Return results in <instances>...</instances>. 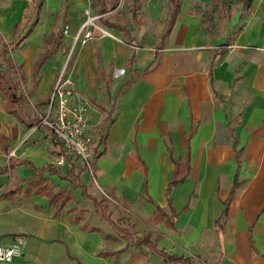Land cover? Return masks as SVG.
<instances>
[{"label": "crops", "instance_id": "crops-1", "mask_svg": "<svg viewBox=\"0 0 264 264\" xmlns=\"http://www.w3.org/2000/svg\"><path fill=\"white\" fill-rule=\"evenodd\" d=\"M228 2L182 0L162 49L158 45L170 9L155 49H142L129 26L140 46L134 67L142 73L117 100L120 88L132 78L127 65L134 47L125 35L108 28L127 40L119 45L118 39H107L119 73L124 72L121 80H109L92 45L78 51L70 77L95 98L88 109L95 161L93 174L87 170L80 178L71 177L86 186L91 198L60 176L47 174L46 184L54 193L73 194L59 215L49 197L35 194L34 189L29 195L0 199V245L22 249L10 264H165L148 249L130 246L108 220L99 217L94 200L102 199L109 201L112 219L126 218L123 227L131 232L140 237L152 233L153 239L162 235L157 246L168 254L191 258L194 264H264V0H253L248 7L236 0L231 16ZM50 76L49 86L55 77ZM105 95L111 98L110 105H104ZM109 113L112 122L105 126L101 142L100 125ZM16 122L14 157L29 163L15 167L12 176H0V194L9 186L27 190L28 183L37 179L35 167L58 166L62 151L71 157L76 173L85 166L62 149L46 126L38 127L48 131L46 137L39 140L37 130L29 139L32 146L22 144L29 128ZM169 147L182 163L190 156L188 177L171 193V206L179 213L173 228L166 220L154 222L155 206L148 201L152 198L171 214L168 187L176 164ZM8 159L0 149V169ZM70 169L67 159L58 166L62 176ZM237 174L240 183L228 215L218 223Z\"/></svg>", "mask_w": 264, "mask_h": 264}, {"label": "rangeland", "instance_id": "rangeland-1", "mask_svg": "<svg viewBox=\"0 0 264 264\" xmlns=\"http://www.w3.org/2000/svg\"><path fill=\"white\" fill-rule=\"evenodd\" d=\"M228 1V14L231 16L232 10L236 9L237 4L236 0ZM109 2L110 5L114 7V10L109 14L112 15V13L115 12V14L111 16L112 20L121 24H129L132 33L137 38L142 49H155L164 28L165 18L170 9V0H109ZM30 5L31 0H0V30L8 39H15L20 34V25L25 16V9ZM80 6L83 7L81 8ZM86 22H90V25L85 27L83 31V25ZM66 28H69V36L64 34ZM60 30L63 34V42L59 52L48 61V66L42 73V80L39 88L35 92L28 93L27 96L29 102L28 112L30 114L36 113L42 118L47 108L49 93L53 90L54 83H56L62 74L63 80L68 79L71 81L69 87L74 90L75 94L73 103H80V99H83L88 109L93 105L95 98L83 92L81 88L79 89L76 82L70 77L71 71L76 63L75 58L79 53L78 51L83 48L90 49V45H92L91 48L93 49L94 58L96 60L99 59L105 67L107 72L106 75L109 77L110 81L113 77H118L119 80H121L120 78L124 73H119L115 58L112 56V47L109 42H107V39L112 42L116 40L104 34V30L110 31V29L106 28L101 23L100 16L97 13V7L93 5L92 0H68L67 3L66 0H45L39 23L32 28L30 36L19 45L13 46L12 50V58L17 64L23 67L27 74L25 91L31 86V67L42 49L44 40L47 37H53ZM87 30L92 31L94 38L86 44H83V34ZM79 33H81V38L76 42L75 37ZM116 36L118 39L116 42L119 45H126L127 40L122 33L117 32ZM131 48L133 49V47ZM84 51H81L80 55L83 54ZM51 73L55 77L51 86H49ZM103 103L104 105H110L112 100L105 95ZM92 120L93 123L98 120L97 114H92ZM16 123V119L7 113L5 96L0 91V134L13 137L14 133L16 134L18 131ZM37 130L41 131L37 133L39 140L46 137L45 133L48 131L45 128H29V130H27L28 132L26 131L27 133L25 134L22 144L30 142V146H32V140L29 139L31 133ZM54 138L56 137L54 136ZM62 149L64 150L63 147Z\"/></svg>", "mask_w": 264, "mask_h": 264}, {"label": "trees", "instance_id": "trees-1", "mask_svg": "<svg viewBox=\"0 0 264 264\" xmlns=\"http://www.w3.org/2000/svg\"><path fill=\"white\" fill-rule=\"evenodd\" d=\"M32 3L29 7L25 10V17L21 22L20 25V34L17 38L9 40L0 30V91L4 94L6 100V108L7 113L13 116L18 122L25 125L27 128H34V127H41L40 123L42 122V117L38 114H30L28 112V93L35 92L40 85L42 80L41 69L46 64V62L57 55L59 49L63 42V34L61 30L57 32L53 37L46 38L42 44V49L40 53L37 55L36 59L32 65V79H31V86L30 88L25 91V86L27 84V74L24 71L23 67L17 64L14 59L12 58V50L13 46L19 45L25 39H27L30 34L32 33V28L39 23L41 13L44 9V1L45 0H31ZM253 0H243L244 7H248ZM93 5L97 7V13L100 16L101 23L110 29H114L117 31L122 32L125 37L128 39V45L130 47H134V52L129 60L127 65V69L132 75L130 81L124 84L116 97V100L125 93V91L130 88L134 82L136 81V76L141 74L142 71L135 69L134 63L136 59V50L138 46L135 43V39L129 30V25H122L115 21L111 20V16L115 14V12L109 14L114 10V7L110 5L109 0H92ZM171 7L170 13L168 18L166 19L165 29L158 45L159 49H162L167 42V39L171 35L173 28L177 22L178 15L180 13L182 7V0H170ZM153 65V63H152ZM151 65V66H152ZM151 66L149 68H151ZM149 68L146 70L148 71ZM100 72L102 74V78L105 79V73L103 69L100 67ZM105 88L108 91V82H105ZM48 104V103H47ZM46 114V113H45ZM45 116V115H44ZM112 122L111 113H109L108 117L101 123L100 130H101V138L100 141L103 142L105 140L104 136V128L105 126ZM194 135H190L189 139ZM17 134L14 133L13 137H7L6 135L0 134V149L1 151L9 156L8 164L0 169V176L4 175H11L12 171L15 167L21 166L24 164L29 163L28 161L18 160L15 159L14 156H11L13 152L12 143L15 140ZM54 137V135H53ZM55 141L60 144V142L54 138ZM100 142V144H101ZM62 145V144H61ZM169 152L173 161L176 164V170L172 177V180L168 187V199L171 208V214L169 215L166 213L152 198H149L148 201L155 206V223H161L166 220L167 226L170 228L174 227V220L179 216L175 210H173L171 206V193L172 189L180 183H183L186 178L188 177L190 171V156L189 153L184 163L176 160L173 158V151L172 148L169 147ZM105 152L97 155V158L104 154ZM64 155V152L62 151ZM65 158L70 162L71 169L68 175L62 176L58 170V166L56 165H48L47 167H35L37 173V179L28 183L27 190L23 189H13L9 186L6 190H3L0 194V199H6L12 196L13 194L17 193H26L29 195L30 192L34 189L35 194L48 196L51 205L57 206L56 215H59L62 209L70 202L73 194L69 190L60 191L58 193H54L53 190L48 187L46 184L47 178L45 177L47 174L53 176L58 175L63 180H67L72 184L73 188H81L83 190V195L85 198H91L86 190V186L80 181L76 183V180L73 179L71 176L75 175V177L80 178L83 172H86L88 169L86 166L80 168L78 173L77 167L71 163V157L65 156ZM239 174V170H238ZM236 175L233 188L230 192L229 199L226 202L227 208L225 209L224 213L217 221L220 223L221 221L225 220L228 215V206L232 201L236 189L239 186V175ZM96 211L99 217L103 220H108L110 224L114 227L116 232L121 238H124L128 241L130 246H137L140 248H146L151 253L159 256L165 264H194L191 258L177 255V254H168L165 250L159 249L157 243L161 240L162 235H158L156 239H153L152 233H144L143 237L137 235V233H133L130 231L129 228L123 227L124 223L128 222L126 218H120L118 220H113L110 213H109V201L106 199H102L100 201L94 200Z\"/></svg>", "mask_w": 264, "mask_h": 264}, {"label": "built area", "instance_id": "built-area-1", "mask_svg": "<svg viewBox=\"0 0 264 264\" xmlns=\"http://www.w3.org/2000/svg\"><path fill=\"white\" fill-rule=\"evenodd\" d=\"M90 22L83 25L89 26ZM67 36L70 34L69 28L64 30ZM81 33L75 37L79 41ZM94 35L91 30L83 34L82 43L93 40ZM70 80H63V74L56 81L54 88L48 100V107L45 116L40 125L48 127L56 139L62 144L65 151L79 157L90 173H94V139L90 132L88 119V106L83 99L80 103H73L74 90L69 86ZM14 152L11 156H14ZM58 166L66 163L65 155L60 154L58 157ZM22 254L19 246H2L0 245V263L10 264L13 260Z\"/></svg>", "mask_w": 264, "mask_h": 264}, {"label": "bare ground", "instance_id": "bare-ground-1", "mask_svg": "<svg viewBox=\"0 0 264 264\" xmlns=\"http://www.w3.org/2000/svg\"><path fill=\"white\" fill-rule=\"evenodd\" d=\"M104 34H106L112 39H117L116 36L113 33H111L109 30H104Z\"/></svg>", "mask_w": 264, "mask_h": 264}]
</instances>
